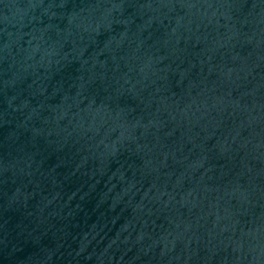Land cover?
<instances>
[{
  "label": "water",
  "instance_id": "1",
  "mask_svg": "<svg viewBox=\"0 0 264 264\" xmlns=\"http://www.w3.org/2000/svg\"><path fill=\"white\" fill-rule=\"evenodd\" d=\"M0 264H264V0H0Z\"/></svg>",
  "mask_w": 264,
  "mask_h": 264
}]
</instances>
